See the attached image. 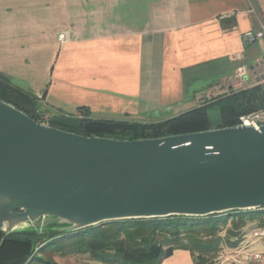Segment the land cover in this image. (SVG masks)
I'll return each instance as SVG.
<instances>
[{"label": "crops", "instance_id": "obj_1", "mask_svg": "<svg viewBox=\"0 0 264 264\" xmlns=\"http://www.w3.org/2000/svg\"><path fill=\"white\" fill-rule=\"evenodd\" d=\"M261 27L264 0H0V75L52 116L175 117L240 63L264 64V40H241ZM161 264L194 261L177 250Z\"/></svg>", "mask_w": 264, "mask_h": 264}, {"label": "water", "instance_id": "obj_2", "mask_svg": "<svg viewBox=\"0 0 264 264\" xmlns=\"http://www.w3.org/2000/svg\"><path fill=\"white\" fill-rule=\"evenodd\" d=\"M263 207L264 124L134 141L88 138L0 101V248L13 233Z\"/></svg>", "mask_w": 264, "mask_h": 264}, {"label": "trees", "instance_id": "obj_3", "mask_svg": "<svg viewBox=\"0 0 264 264\" xmlns=\"http://www.w3.org/2000/svg\"><path fill=\"white\" fill-rule=\"evenodd\" d=\"M0 101L37 123L64 132L88 138L134 141L233 127L240 115L264 108V91L258 85L156 123L97 120L86 108H78L74 115H53L44 122L38 114V99L14 87L2 75ZM210 108L218 113L215 128L211 124ZM253 221L258 222L256 228L264 227V211H234L204 218L115 221L71 233H13L0 248V264H57L51 256L74 255H87L99 264H161L177 250L189 252L194 264H206L209 256L219 250L222 244L219 234L228 222L234 225L227 233V245L233 248L244 238L245 223ZM2 237L0 232V241Z\"/></svg>", "mask_w": 264, "mask_h": 264}, {"label": "built area", "instance_id": "obj_4", "mask_svg": "<svg viewBox=\"0 0 264 264\" xmlns=\"http://www.w3.org/2000/svg\"><path fill=\"white\" fill-rule=\"evenodd\" d=\"M63 40V36L59 37ZM264 40V28L259 31H247L241 35V40L245 44H252L259 40ZM242 59L238 57V61ZM258 85H264V64L252 70L244 63H240L233 72L223 80L221 85L214 87L204 96H201L204 104L214 102L218 98L228 96L240 91L252 89ZM264 124V108L240 115L235 126H246L257 128ZM46 125V124H45ZM260 210L264 211V207ZM254 238H264V227L252 231ZM228 264H264V251L248 252L247 250H237L226 258ZM224 263V262H223Z\"/></svg>", "mask_w": 264, "mask_h": 264}, {"label": "rangeland", "instance_id": "obj_5", "mask_svg": "<svg viewBox=\"0 0 264 264\" xmlns=\"http://www.w3.org/2000/svg\"><path fill=\"white\" fill-rule=\"evenodd\" d=\"M247 65V64H246ZM264 91V85L262 86ZM207 92L202 91L199 94V98L196 102V106L203 105L205 100L201 99V96H204ZM176 108L172 109H165V110H152V111H143L141 115L131 118L129 120L131 121H138V122H144V123H156L168 120L172 117H174V113L178 112ZM184 112V110H182ZM43 121H47L52 114L50 111H48L42 104H40V109L38 113ZM209 116L211 120L212 126H216L218 123V113L216 109L210 108L209 109ZM233 224L231 222H228L226 226H224L221 229L220 236L222 238V244L215 253L211 254L209 256V259L207 260L206 264H228L226 260L227 257L230 256L234 251L237 250H244L248 252H257V251H264V238H254L252 236V231L257 229L258 226L257 221L253 222H246L243 228L244 238L241 242H238V244L230 248L227 245V233L231 232L233 230ZM238 238V237H237ZM52 260L55 261L57 264H93L95 262L91 261L90 258L87 255H74L69 257H57V256H51ZM224 262V263H223Z\"/></svg>", "mask_w": 264, "mask_h": 264}]
</instances>
